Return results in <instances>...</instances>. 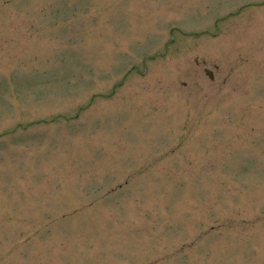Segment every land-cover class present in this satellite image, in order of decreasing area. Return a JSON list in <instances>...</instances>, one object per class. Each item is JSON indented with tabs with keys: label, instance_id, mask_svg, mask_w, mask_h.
<instances>
[{
	"label": "rangeland",
	"instance_id": "rangeland-1",
	"mask_svg": "<svg viewBox=\"0 0 264 264\" xmlns=\"http://www.w3.org/2000/svg\"><path fill=\"white\" fill-rule=\"evenodd\" d=\"M0 264H264V0H0Z\"/></svg>",
	"mask_w": 264,
	"mask_h": 264
},
{
	"label": "water",
	"instance_id": "water-1",
	"mask_svg": "<svg viewBox=\"0 0 264 264\" xmlns=\"http://www.w3.org/2000/svg\"><path fill=\"white\" fill-rule=\"evenodd\" d=\"M209 74L211 75V73L209 72Z\"/></svg>",
	"mask_w": 264,
	"mask_h": 264
}]
</instances>
